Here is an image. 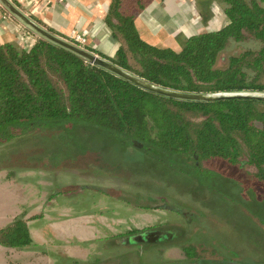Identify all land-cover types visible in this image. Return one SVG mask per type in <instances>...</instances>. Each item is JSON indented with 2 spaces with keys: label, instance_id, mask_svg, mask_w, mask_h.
Listing matches in <instances>:
<instances>
[{
  "label": "trees",
  "instance_id": "trees-1",
  "mask_svg": "<svg viewBox=\"0 0 264 264\" xmlns=\"http://www.w3.org/2000/svg\"><path fill=\"white\" fill-rule=\"evenodd\" d=\"M150 1L110 0L104 23L117 50L113 56H104L83 48L162 89L187 94L264 93V0L206 1L220 6L225 24L217 31L183 39L179 51L149 44L139 36L135 19ZM24 32L33 40L28 49L12 43L0 45V160L6 158L7 154L1 155L5 147L17 146L16 141L34 132L88 126L171 166L173 157H184L183 167L190 168L189 172L200 170L198 164L206 160L247 168L251 178L264 186V100L188 101L160 96L29 30ZM232 44L248 47L229 56L224 66H217L220 55ZM59 194L72 198L75 192ZM150 231L131 230L123 237L134 246L139 264H146V259L159 264L155 257L163 251L157 248L155 256L145 253V258L136 248L156 245L174 235L155 230L152 239H134ZM0 245L8 249L31 246L27 220L15 218L1 228ZM177 248L190 262L218 258L203 243Z\"/></svg>",
  "mask_w": 264,
  "mask_h": 264
},
{
  "label": "rangeland",
  "instance_id": "rangeland-1",
  "mask_svg": "<svg viewBox=\"0 0 264 264\" xmlns=\"http://www.w3.org/2000/svg\"><path fill=\"white\" fill-rule=\"evenodd\" d=\"M247 47L232 44L217 66ZM15 143L1 152L7 155L0 160V175L9 174L13 182L2 200V216L20 211L22 203L27 214L48 201L70 203L72 215L93 220V227L102 221L109 228L116 225L112 229L121 231L119 239L134 229L174 234L156 245L136 248L140 256H155L157 248L183 256L179 245L198 242L218 254L200 264H227V259L231 264H264V186L247 168L206 160L198 164L200 170L189 172L183 167L184 157H173L171 166L88 126L45 128ZM66 190L75 192L72 198L59 194ZM23 216L21 212L16 218Z\"/></svg>",
  "mask_w": 264,
  "mask_h": 264
},
{
  "label": "crops",
  "instance_id": "crops-1",
  "mask_svg": "<svg viewBox=\"0 0 264 264\" xmlns=\"http://www.w3.org/2000/svg\"><path fill=\"white\" fill-rule=\"evenodd\" d=\"M9 1L34 22L62 39L70 41L74 32L85 39L84 47L101 55L113 56L117 50V43L104 23L110 0ZM206 1L151 0L135 19L139 36L149 44L179 51L183 39L202 32L217 31L225 24L220 6L214 1L206 4ZM203 14L208 15L206 20L202 18ZM12 18L0 10V45L12 43L28 49L33 44L32 38L24 32L26 28ZM10 178L7 173L0 175V229L22 212V219L27 220L32 245L22 249H8L0 245V264H137L134 247L128 248L131 244L128 238L117 237L121 231L114 232L112 227L116 225L112 224L109 228L102 221L93 227V220L72 215L70 203L48 201L29 214L24 213L28 212V209L24 210L27 205L19 203L17 207L21 204L20 211L11 213L9 217L2 216V200L13 186ZM166 254L161 252L155 257L159 264H200L199 261H185L179 252L164 256Z\"/></svg>",
  "mask_w": 264,
  "mask_h": 264
},
{
  "label": "water",
  "instance_id": "water-1",
  "mask_svg": "<svg viewBox=\"0 0 264 264\" xmlns=\"http://www.w3.org/2000/svg\"><path fill=\"white\" fill-rule=\"evenodd\" d=\"M0 6L6 10L12 17L17 19L26 29L34 33L35 35L44 38L58 46H61L74 54L84 58L90 64L99 66L133 84L136 86L154 93L160 96L177 99V100H188V101H216V100H225L229 98H253L264 100V93L260 92H235V93H213V94H187L176 91H171L167 89H162L160 87L154 86L138 77H135L126 71L118 68L107 60L95 55L84 48H81L65 39H62L30 19L27 15H25L21 10L15 7L9 0H0ZM157 232H152L144 235H140L134 239L145 241L150 239V236H156Z\"/></svg>",
  "mask_w": 264,
  "mask_h": 264
},
{
  "label": "built area",
  "instance_id": "built-area-1",
  "mask_svg": "<svg viewBox=\"0 0 264 264\" xmlns=\"http://www.w3.org/2000/svg\"><path fill=\"white\" fill-rule=\"evenodd\" d=\"M70 41H71V43H73V44H75V45H77V46H79L81 48H83L84 45H85V39L82 36H80L79 34L74 33V32L71 35V40Z\"/></svg>",
  "mask_w": 264,
  "mask_h": 264
},
{
  "label": "flooded vegetation",
  "instance_id": "flooded-vegetation-1",
  "mask_svg": "<svg viewBox=\"0 0 264 264\" xmlns=\"http://www.w3.org/2000/svg\"><path fill=\"white\" fill-rule=\"evenodd\" d=\"M153 236H154V235L150 236V239H152Z\"/></svg>",
  "mask_w": 264,
  "mask_h": 264
}]
</instances>
